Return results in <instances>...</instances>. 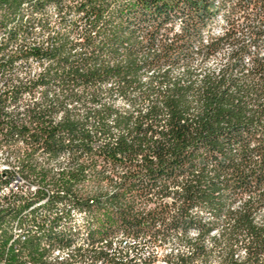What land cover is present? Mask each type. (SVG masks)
Segmentation results:
<instances>
[{
    "label": "trees",
    "instance_id": "trees-1",
    "mask_svg": "<svg viewBox=\"0 0 264 264\" xmlns=\"http://www.w3.org/2000/svg\"><path fill=\"white\" fill-rule=\"evenodd\" d=\"M254 1L248 32L223 35L243 0H0V147L13 166L0 190L17 174L37 186L0 193V259L47 264L42 243L123 235L172 243L165 264H264Z\"/></svg>",
    "mask_w": 264,
    "mask_h": 264
},
{
    "label": "built area",
    "instance_id": "built-area-1",
    "mask_svg": "<svg viewBox=\"0 0 264 264\" xmlns=\"http://www.w3.org/2000/svg\"><path fill=\"white\" fill-rule=\"evenodd\" d=\"M263 15V13H262ZM258 9L255 8L254 0H243V6L236 11V17L233 21L228 23V28L223 31V35L236 28L237 31L248 32V25L257 21ZM232 23V24H231ZM255 48L252 47V50ZM10 164V163H9ZM2 167L0 164V171L4 172L6 169H11L12 166ZM21 181L27 182L19 174L10 182L9 185L2 186L0 190L1 194L7 195L11 192L19 190L25 191L23 187L18 185ZM34 190L37 186H31ZM22 188V189H21ZM24 231L22 229L14 230V237H20V234ZM139 241L131 236H119L112 240L111 244L107 241L97 243L95 246L77 245L73 248L57 247L52 248V253L47 256V264H99V257H107V264H111V259H117L122 262H130L133 264H143L145 257H150L151 254L145 256L140 249ZM18 252V249H14ZM58 250H67V259H59ZM16 261L20 264H32L30 256H24V252L16 257ZM0 264H7V261H1Z\"/></svg>",
    "mask_w": 264,
    "mask_h": 264
},
{
    "label": "rangeland",
    "instance_id": "rangeland-1",
    "mask_svg": "<svg viewBox=\"0 0 264 264\" xmlns=\"http://www.w3.org/2000/svg\"><path fill=\"white\" fill-rule=\"evenodd\" d=\"M236 16H234L235 18ZM218 21L220 24H217V27H215V32L218 33L222 27L225 25V19L224 17H218ZM179 24L180 23H177L175 24V28H176V31L179 30ZM228 50V48H224L223 50H221L218 54H217V57L213 58L211 61H210V64H216L218 62V60L221 58V56ZM262 50H264V46L262 48ZM37 63L36 62H32V69L36 70L38 67H37ZM3 83H0V89H3L4 87L1 88V85ZM30 100H32L31 98H26L25 99V103L27 102H30ZM7 148L6 147H0V160L2 161V169L5 168L6 166H9L11 164L5 162V158L8 156L7 154ZM13 167V166H12ZM18 185L22 186L24 190H30V191H34V189L26 182L24 181H21L20 183H18ZM35 186V185H33ZM22 189V188H21ZM71 216L72 218L74 219V222L77 224L78 227H80L82 229V232L85 231L84 228H82L81 224H82V221H83V218H82V213H76L74 211H72L71 213ZM18 230V228L16 229ZM84 234V233H83ZM119 236H122V235H119ZM140 251L145 255V256H148V254H151L153 256H155V261L152 262L151 264H165L164 261L162 260L164 255H166L170 250L171 248L173 247V244L172 243H168L166 245H164L163 247H159L157 244L151 242V241H146V242H140L139 245H138Z\"/></svg>",
    "mask_w": 264,
    "mask_h": 264
},
{
    "label": "bare ground",
    "instance_id": "bare-ground-1",
    "mask_svg": "<svg viewBox=\"0 0 264 264\" xmlns=\"http://www.w3.org/2000/svg\"><path fill=\"white\" fill-rule=\"evenodd\" d=\"M222 15H219L218 17H221ZM223 31V29H221L218 33H220V32H222ZM208 33V32H207ZM74 212H76V213H80V212H77V211H75V210H73ZM17 227V226H16ZM16 230V229H15ZM23 235V233H21L20 234V236H22ZM86 235V234H85ZM18 238H20V237H14V234H13V236H12V240H10V241H8L7 243H6V248H5V250L7 251V254L8 253H11V252H13L12 250L14 249V248H16V247H18L17 246V243L15 242V240L16 239H18ZM23 239V238H22ZM85 239V238H84ZM26 240V239H25ZM47 241V240H46ZM42 242V241H41ZM30 243H32V242H30ZM40 244V243H39ZM53 244V243H52ZM23 245H24V243H23ZM50 245V244H49ZM48 244H45V243H42L41 244V246H40V250H43V249H45L44 251H45V254H44V256H43V260L44 261H47V256H49V254L50 253H52V248H57V247H51V246H49ZM77 245H86V246H95L94 244H92V242H90L89 240H82V239H80V240H76L75 239V241L73 242V243H71V245H68V246H64L63 245V247H66V248H73L74 246H77ZM97 245V244H96ZM34 246V245H33ZM37 247V246H36ZM28 248V247H27ZM34 248V247H33ZM30 249V248H29ZM15 252H16V250H14ZM35 251V250H34ZM38 251V250H37ZM39 252V251H38ZM42 253V252H41ZM24 256H30L29 254H28V252L27 251H25L24 252ZM58 257H59V259H67V250H58ZM36 258V257H35ZM34 258V259H35ZM40 260V259H39ZM38 260V261H39ZM42 260V259H41ZM1 261H7V264H9L8 263V259L5 257V258H2L1 259ZM40 263V262H39ZM13 264H20V262L19 261H16V258L13 260ZM32 264H35L34 263V261L32 260ZM43 264V263H42ZM99 264H107V257H99Z\"/></svg>",
    "mask_w": 264,
    "mask_h": 264
}]
</instances>
